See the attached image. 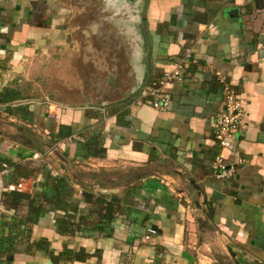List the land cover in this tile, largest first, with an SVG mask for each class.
I'll use <instances>...</instances> for the list:
<instances>
[{
	"label": "crops",
	"instance_id": "crops-1",
	"mask_svg": "<svg viewBox=\"0 0 264 264\" xmlns=\"http://www.w3.org/2000/svg\"><path fill=\"white\" fill-rule=\"evenodd\" d=\"M92 1L0 0V234L22 217L3 205L10 185L21 182L16 192L43 206L23 214L27 241L42 248L28 254L6 240L1 251L11 264H264V0ZM124 29L131 46L123 75L113 56L66 52L70 30L89 43L118 30L123 42L114 45L123 46ZM186 46L199 62L170 88L169 110L139 104ZM217 71L244 108L224 151L239 162L227 178L211 172L225 98ZM28 84L45 89L43 97ZM73 135L81 140L68 141ZM59 179L73 192L66 212L85 223L75 232L56 228L66 214L56 207ZM83 191L120 214H90ZM149 228L156 232L145 239ZM204 245L212 253L200 252Z\"/></svg>",
	"mask_w": 264,
	"mask_h": 264
},
{
	"label": "built area",
	"instance_id": "built-area-1",
	"mask_svg": "<svg viewBox=\"0 0 264 264\" xmlns=\"http://www.w3.org/2000/svg\"><path fill=\"white\" fill-rule=\"evenodd\" d=\"M199 62L198 57L195 56L193 47L186 46L182 54L181 59L176 62L172 68L166 70L162 79L158 83H152L144 88L147 98L139 99V104H147L156 110L161 112L168 111L171 105V91L170 88L180 81H182L188 70ZM217 79L224 85V110L218 116L215 124L214 137L215 141L220 148V152L216 155L211 163V172L215 177L227 178L232 176L239 162H228L224 155L225 150H230L233 146V138L238 130L240 124L244 122V108L239 99L234 86L225 83V76L217 71ZM68 141L81 140L77 135H73L67 138ZM53 150L50 148V151ZM42 156L40 153L33 155L34 159H40ZM23 184L20 182L16 185H10L8 187L11 191H22ZM148 234H145L144 238L149 239L150 235L155 233L154 228L148 229Z\"/></svg>",
	"mask_w": 264,
	"mask_h": 264
},
{
	"label": "trees",
	"instance_id": "trees-1",
	"mask_svg": "<svg viewBox=\"0 0 264 264\" xmlns=\"http://www.w3.org/2000/svg\"><path fill=\"white\" fill-rule=\"evenodd\" d=\"M89 149L91 150L92 144L91 142H88ZM97 151V150H96ZM96 151H94V154H97ZM18 166H16L17 168ZM24 167L26 169H36L31 162H26L24 164ZM2 169V165L0 163V170ZM24 172L21 173V175ZM19 174V172H18ZM20 175V174H19ZM26 175V174H23ZM27 177V176H25ZM66 184L68 185V181H63L62 179L56 180V182L53 184L55 188V199H56V207L60 210L67 211L68 208L74 207L72 205V196L73 192H71ZM82 200L85 203V205L89 208L91 211L90 214H98V217H103V214L106 215V217H112L115 216L116 214H120V210H118V207H114V205L110 201L104 200L105 198L98 194H94L92 192L88 191H83L81 194ZM68 199V200H67ZM39 199L32 198L30 194L25 193V192H16V191H11V192H5L3 194V205L7 208L15 209L17 214L22 215L19 221L12 222L10 226V231L8 232V235L3 236L0 234V264H11L13 259H9L5 255V252L1 251V247L3 243H6V240L9 243L10 246L16 245L17 247H13L16 250L23 251L25 253L31 254L35 250H32L31 248L36 247L37 249L42 248V242H28L26 239V232L29 231L31 228L29 226V222L27 221L26 218L23 217V214L25 210H30V212L35 213L38 215L39 211L43 209V206L39 203ZM104 205V206H102ZM4 216V215H3ZM75 215L72 213L66 212V214L56 220V228L57 230L61 233H70V232H75V230H78L81 225L85 224L83 222H75L74 221ZM83 220V219H82ZM33 221V220H31ZM30 223H34L31 222ZM87 223V222H86ZM24 225V226H23ZM20 231L21 234L16 235V231ZM13 235H12V233ZM9 238H6V237ZM26 242V243H25ZM7 244V243H6ZM35 249V248H34ZM70 252L71 250H66V252ZM5 256V258H4ZM80 257V255H78ZM86 257V254L84 255Z\"/></svg>",
	"mask_w": 264,
	"mask_h": 264
},
{
	"label": "rangeland",
	"instance_id": "rangeland-1",
	"mask_svg": "<svg viewBox=\"0 0 264 264\" xmlns=\"http://www.w3.org/2000/svg\"><path fill=\"white\" fill-rule=\"evenodd\" d=\"M89 1L90 0H86V3H88ZM102 2H103V0H97V1L93 0L91 5L93 7L94 6L100 7ZM86 5H89V4H86ZM99 12L101 14V11H99ZM96 19H100V17L96 18ZM104 33H105L104 31H99L97 36L103 35ZM120 33L121 32L118 30L109 31L108 32L109 38L105 39V41L103 39L104 36H101V39H103V41L102 40H96V42H95V37L93 36V39L89 43V41L87 40V39H89V37L83 35L79 31L74 33L72 30H70V34H69V40L70 41H68V43L66 44V52H69V53L75 52L73 54H81V55H84L87 57L92 56V58H91L92 60L94 59V56L96 54L99 55L100 53H101L100 56H102V57L99 56L100 59L101 58H110L113 56V59L116 58L119 63L114 62L112 65H114L115 69L118 71L117 72L118 75H123L126 71L129 70V65L125 62L124 57L127 54L126 53L127 50L130 51L128 47H130L131 45L127 43V40L130 39L131 34L129 33V35H127L126 31L124 29V45L123 46H119V45L116 46L114 44H116L117 42L118 43L123 42L121 39L115 37V36L120 37ZM91 34H92V32H91ZM110 36H112V37H110ZM106 41H108V42H106ZM95 44H97V45H95ZM85 48H87L88 50H85ZM104 52H105L106 56L103 54ZM103 56H105V57H103ZM94 63H97V62H94ZM94 63L93 64L91 63V64L93 65V70L96 71V67H94V65L96 66V64H94ZM100 65H103V64H99V66ZM99 66H98V68H99ZM26 90L31 92V94H32L31 96L36 98V99L43 97V94L45 91V89H42L40 87L38 88L37 84H28L26 86ZM97 93H99V92L97 91ZM68 94H69L68 95L69 97L74 98L72 93H68ZM89 96L92 98L90 100H93L96 97V95L95 96L89 95ZM196 245L199 247L198 241H196ZM200 248H201L200 252L203 251L205 254L212 253V251L209 249V247H206L205 245L200 247ZM213 252H215V251H213ZM218 254H219L218 258H222V257H220L222 255L221 252ZM211 259H213V258H211ZM205 260H206V257H205ZM213 260H215V259H213ZM223 262L225 264H232V263H229L228 261H226L225 258H224ZM212 263H214V262L209 260L208 264H212ZM214 264H216V263H214Z\"/></svg>",
	"mask_w": 264,
	"mask_h": 264
}]
</instances>
